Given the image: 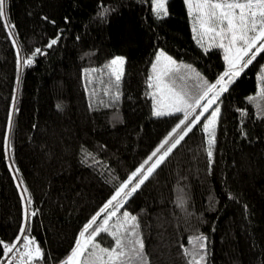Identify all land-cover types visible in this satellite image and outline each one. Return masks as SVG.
I'll list each match as a JSON object with an SVG mask.
<instances>
[{
	"label": "trees",
	"instance_id": "trees-1",
	"mask_svg": "<svg viewBox=\"0 0 264 264\" xmlns=\"http://www.w3.org/2000/svg\"><path fill=\"white\" fill-rule=\"evenodd\" d=\"M167 8L158 18L152 0H6L0 240L17 238L27 208V236L44 253L32 264H64L84 225L183 118L153 115L148 85L160 49L194 65L210 83L227 70L223 49L205 51L197 43L186 1L168 0ZM54 38L58 43L47 47ZM37 48L43 54L34 55ZM118 55L125 69L114 101L106 65ZM262 75L264 52L221 94L211 158L203 115L110 221L116 224L124 211L137 217L149 264H190L184 249L197 247V237L207 238L204 264H264ZM96 243L114 246L107 233ZM17 247L24 251L22 243ZM10 255L17 256L13 264H25L15 250Z\"/></svg>",
	"mask_w": 264,
	"mask_h": 264
},
{
	"label": "snow or ice",
	"instance_id": "snow-or-ice-1",
	"mask_svg": "<svg viewBox=\"0 0 264 264\" xmlns=\"http://www.w3.org/2000/svg\"><path fill=\"white\" fill-rule=\"evenodd\" d=\"M154 11L158 18L168 15L166 7L167 0H153ZM190 14L195 10L199 23L197 43L208 37L212 41L218 42L215 47L224 50V59L228 64L225 71L215 83H209L201 80L194 86L192 91L181 88L177 90L175 80L186 79L185 76H178L181 68L190 69L191 66L177 64L171 56L164 51H160L155 57V63L152 64L153 75L149 78V88H154L151 93L155 101L153 115L156 117L172 116L182 113L183 118L172 129L169 136L160 144L158 148L137 168L115 191V194L104 204V206L92 216L90 221L84 225L83 230L79 233V239L75 247L64 262V264H149L144 252V243L137 229L139 224L137 217L127 211L122 213V219L118 218L116 224H110L113 217H117L123 202H126L154 171L165 161L168 155L192 131L196 123L199 122L200 116L207 113L211 108L212 111L204 125V131L208 133V157L213 156L212 146L215 143V126L219 119L220 108L218 100L221 94L228 91V86L234 82V78L250 65L256 56L264 52V0H187ZM6 15V0H0V18ZM194 31H197L194 27ZM11 34V33H10ZM59 38H54L47 45L51 48L58 43ZM203 46V44L201 45ZM255 49V51H253ZM205 51H208L205 48ZM43 54L42 50L37 48L34 55ZM247 58V59H246ZM33 59L29 58L25 64L31 65ZM125 59L123 57L113 58L106 68L109 70V76L114 77L117 91L113 94L112 99L118 101L120 98L119 85L124 75ZM96 71V70H93ZM194 71V70H192ZM199 78V73L195 74ZM227 78V79H226ZM261 84L264 85V75L261 76ZM259 98L264 100V86L261 87ZM257 97H249V101L256 100ZM213 104H217L212 108ZM199 108L201 111L196 113ZM264 118V110L260 113ZM195 118L188 123L190 118ZM187 127L173 140L178 130L182 126ZM171 144H169V142ZM166 145H169L165 148ZM161 149H164L161 152ZM159 154V155H158ZM155 157V160H153ZM149 161H152L149 164ZM133 180L136 182L133 184ZM131 185V187H130ZM27 192V189H24ZM123 201V202H122ZM28 202L31 203L30 198ZM115 202V203H114ZM112 209L109 211V209ZM104 214L103 222L97 225V220ZM31 215H35L32 213ZM25 225L21 228L19 235L12 243H5L0 240V248L3 250V259L0 264H13L17 256L10 255L14 250L18 253L21 261L26 258L25 264H32L34 260H42L44 253L34 239L27 236L28 211H24ZM95 225V227H94ZM110 228L112 229L110 231ZM91 230V231H90ZM101 233L109 234L114 246L111 248H102L96 243V237ZM87 234V236H86ZM23 238V239H21ZM198 246L190 252L184 249L185 255L191 257L190 264H204L207 255L206 237H197ZM23 244L24 251L21 253L17 245Z\"/></svg>",
	"mask_w": 264,
	"mask_h": 264
},
{
	"label": "rangeland",
	"instance_id": "rangeland-1",
	"mask_svg": "<svg viewBox=\"0 0 264 264\" xmlns=\"http://www.w3.org/2000/svg\"><path fill=\"white\" fill-rule=\"evenodd\" d=\"M186 1V4H187V7H188V3H187V0H185ZM167 2H168V0H167ZM196 3V0H193V4H195ZM152 7H153V11H154V3H153V0H152ZM166 7H167V4H166ZM168 9V8H167ZM188 11H189V8H188ZM154 13H155V11H154ZM189 14H190V12H189ZM197 15H198V13H196L195 12V10H193V12L190 14V17H191V23H192V29H193V32L195 33V37L197 38V39H199V36L197 35V32L199 31V23H198V20H197ZM194 27L196 28V30L197 31H194ZM218 42V40L217 41H212V40H210L208 37H205L202 41H201V45L203 44V46L202 47H204V48H207L208 50H210L211 48H213V47H215V44ZM160 51H164V50H162V49H160L159 51H158V53L160 52ZM253 51H255V49H253ZM165 52V51H164ZM157 53V54H158ZM167 55H169L167 52H165ZM169 56H171V55H169ZM115 57H123L124 59H125V57L124 56H120V55H118V56H114V57H112L111 58V60L113 59V58H115ZM172 57V56H171ZM173 58V57H172ZM174 60H176L175 58H173ZM247 59V58H246ZM110 60V61H111ZM176 62H177V64H180V65H188V66H191V68L190 69H185V68H181V70H180V73L179 74H177L178 76H185V77H187L186 79H179V78H177L176 80H175V86H176V88H177V90H179V89H181V88H185L186 90H189V91H192L193 89H194V86L196 85V84H198L201 80H203V81H207V82H209L210 83V81L199 71V70H197L195 67H194V65H191V64H189V63H186V62H182V61H178V60H176ZM226 62V61H225ZM153 63H155V60H154V62ZM226 66H227V69H228V64H227V62H226ZM124 69H125V64H124ZM151 70H152V67H151ZM192 70H194V71H192ZM227 71V70H226ZM196 73H199V78H197L196 77ZM241 74V73H240ZM153 75V73L151 74V76ZM237 78V77H236ZM236 78H234V80L236 79ZM227 79V78H226ZM213 83V82H212ZM215 83V82H214ZM230 86V85H229ZM228 86V87H229ZM153 91H155V89L154 88H152V90H151V93L153 92ZM221 96V95H220ZM220 98V97H219ZM218 103V106H219V102H217ZM154 104H155V101H154V99H153V108H154ZM217 106V104H213V106H212V108H215ZM220 107V106H219ZM211 111H212V109L210 108L209 109V111L207 112V113H204L203 115H205V124L207 123V118L209 117V115H210V113H211ZM203 115H201L200 116V118L203 116Z\"/></svg>",
	"mask_w": 264,
	"mask_h": 264
}]
</instances>
